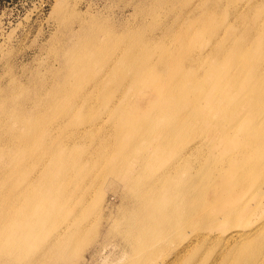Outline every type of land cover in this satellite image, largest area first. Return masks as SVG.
<instances>
[{
    "label": "rangeland",
    "instance_id": "obj_1",
    "mask_svg": "<svg viewBox=\"0 0 264 264\" xmlns=\"http://www.w3.org/2000/svg\"><path fill=\"white\" fill-rule=\"evenodd\" d=\"M183 1L193 2L192 7L184 8L186 10L193 9L198 3V0ZM180 7L179 0H0V85L3 86L0 94L5 99L3 103L0 101V135L9 139L14 134L18 138L17 142L4 146L5 154L0 156V166L6 181L0 187V192L10 187L17 177L24 176L27 169H32L30 175L33 176V181L30 185L33 193L21 196V202L32 204L34 208H31L30 215L39 219L41 213L50 208L46 209L50 204L46 184L52 183L58 175L51 166L59 164L58 161L62 159L65 161V155L84 148L89 151L91 148H99L103 153L110 150L115 152L121 147L133 148L134 154L146 155L151 161L156 158V170L160 173L174 151H167L166 156L158 157L157 145L164 137L177 145L181 143L182 135L167 132L152 137L154 131L161 124H172L175 116L182 121L181 115H192L196 111L206 112L209 120L199 121L200 124L195 129L191 123L190 130L196 134L206 130L208 135L205 139L198 140L194 148L184 154L180 174L185 176L189 173L211 171L225 159L239 155L238 150L242 147L240 144L236 146L238 139L253 132L252 129H247L257 115L250 114L252 100L258 96L264 107V0H221V9L217 11L210 10L209 4L205 2L194 9V16L188 17L182 15ZM236 11L237 17L232 15ZM199 14H203L205 18L196 20L195 16ZM173 22L174 26L165 28ZM82 23L86 25L81 26ZM218 27L227 31L225 37H219L225 41L221 47L225 55L216 51L213 31ZM127 29L136 30L133 38L150 41L142 47L143 50L151 52L145 58V74H142L144 66L137 58L131 62L133 74L126 73L125 66L115 63L124 58L128 44L118 32ZM148 37L153 39L149 40ZM120 39L124 42L120 43ZM65 45H69L72 51L68 53ZM162 52L171 54L167 59L171 70L173 65L182 66L187 71L186 75L194 78V82L187 83L188 86L193 85L189 99L196 105L186 109L188 100L184 99L182 84H179L180 98H173L180 104L179 107L176 110H164L159 121L155 122L152 120L154 106L163 99V93L156 90L157 85L170 84V80L166 78L160 82L153 74L157 71L167 73L169 68L163 65L149 70V67L159 60ZM107 55L115 60L108 67L102 62ZM80 58L85 60L82 61V66L80 64L81 69H88L91 74L108 75L109 84L106 81L105 85L110 96L118 98L124 92L127 99L140 104L134 107L128 101V105H121L119 114L106 115L105 110L109 104L100 101L99 90L90 91L89 86L94 80H89L88 76L82 74H66L65 60L78 61ZM224 68H227L226 72L223 71ZM241 75L244 81L230 86L229 96L210 98L208 92L211 87L219 89ZM11 80H14V84L10 83ZM251 82H254L252 86ZM26 96L38 97L27 104L30 112L33 111L32 115L28 114L23 120L15 121L14 128H8L6 117L25 107L21 100ZM240 98L244 99V103L237 111L232 112L231 105ZM7 99L15 105L6 104ZM53 103L57 105L51 107ZM83 103L86 107H81ZM74 105L81 107V113L90 118L100 111L103 123L81 129L70 137L77 124L66 119V127L57 130L56 123L61 120L60 115L71 106L74 108ZM36 112L40 113L38 117H34ZM226 115L233 120L230 126L227 122L220 121ZM242 116L244 119L240 121ZM223 127L225 128L220 132ZM119 128L123 129L122 134L117 133ZM46 131L52 133L48 138L42 133ZM151 132L153 134L147 138L146 134ZM55 136H61V139H55ZM193 138L198 139L190 134L188 142ZM58 141L61 142L57 143ZM12 142L9 139V143ZM40 145L52 150L36 160L34 156L40 150H45L40 149ZM21 149L27 152L28 157L14 172H9L11 160L20 158L17 152ZM248 154L253 159H259L264 156V148L255 147ZM103 164L110 165L111 161L105 160L99 166L96 165L93 173L97 176L102 174ZM255 167L249 164L250 170H255ZM199 178L190 181L195 183ZM154 181L158 188L142 187L144 190L139 191L135 198L153 201L150 205L152 211L166 204V200L161 197L167 189L164 178L158 177ZM76 185L83 187L87 183L78 181ZM123 186L117 174L112 172L106 174L103 181H96L88 188V208L92 211L90 218L95 222L98 221L100 213L105 216L101 219L99 233H90L80 239L77 254L57 249L48 250L41 241L29 248L31 263L126 264L132 251L130 244L122 237H125L124 232L127 229L121 215L133 210L129 209L132 206L127 205L129 199L133 198L131 191ZM257 196L258 191L244 195L242 204L252 207ZM242 199L232 206L241 204ZM66 203L75 209L79 207L77 199L67 200ZM72 214L73 211H70L66 218ZM110 214L112 220L107 218ZM110 224H113L112 228ZM194 228L196 227L193 223L181 224L178 232L186 236L178 242L169 243L168 247H179L190 232L187 230ZM12 238L7 236L5 242L11 243L9 240ZM159 243L154 242L155 245ZM143 247L144 244L140 246ZM220 248L215 240L199 243L192 250L183 251L182 259L175 264H231L229 251L220 253ZM137 257L136 254L131 259ZM8 258L9 256L3 257L0 264H6ZM158 259L160 258L157 256L150 262Z\"/></svg>",
    "mask_w": 264,
    "mask_h": 264
},
{
    "label": "bare ground",
    "instance_id": "obj_2",
    "mask_svg": "<svg viewBox=\"0 0 264 264\" xmlns=\"http://www.w3.org/2000/svg\"><path fill=\"white\" fill-rule=\"evenodd\" d=\"M180 1V12L182 15L189 16L195 15L194 9L198 8L206 2L209 4V8L212 11L220 10L221 0H198V3L193 9L186 10L185 7H192L193 2ZM155 2V1H154ZM237 17V11L232 14ZM205 18L203 14L195 16L196 20ZM82 23L81 26H85ZM175 25V22L171 25L165 26L169 28ZM136 30L127 29L120 33L126 40V53L121 61L113 60L112 56H105L102 61L109 66L110 62L120 63L126 68V73L133 74L134 70L131 68V62L136 58L142 62L144 69L142 74L146 73L145 58L147 50H143L144 43H148L142 40L133 38V34ZM213 39H216V51L225 55V52L221 49L225 44L222 40L225 37L227 31H223L219 27L214 31ZM152 40L153 37L149 38ZM219 39V40H218ZM120 43L124 40L120 39ZM67 52H71L72 48L69 45H65ZM211 52V51H210ZM126 57V58H125ZM171 57L168 52H162L159 55V60L151 64L149 70H154L157 67L166 65L169 68L167 73L155 72L153 77L160 79V82L168 78L170 84L165 85L160 83L157 85L156 90L163 93L162 101H159L154 106V115L152 120L159 121L161 114L164 110H176L179 107V103L173 98L175 96L180 98L179 84H182V95L184 99L188 100L186 109L191 106H195L192 100L189 99V93L193 85H189L187 81L194 82V78L190 75H186L187 71L182 66L173 65V70L170 69L167 59ZM66 61V74L75 76L82 74L88 76L89 80H94L90 87L91 92L100 91V101L109 104L105 110L106 115L119 114V109L124 103V106L128 105V101L134 107L140 103L131 101L124 96V92L120 97L114 98L110 96L108 87L105 85L107 81L109 84L108 75L100 73L99 75L91 74L88 69H81V66L85 61L80 58L78 61L71 59ZM224 72L227 68H224ZM244 81V77L236 76L234 81L222 85L219 89H215V86L209 90L208 94L211 97L217 96L219 98L227 97L230 95V86H235ZM11 84H14V80H11ZM251 86L254 82L250 83ZM2 85L0 90L2 91ZM38 97L26 96L21 100V103L25 105L24 108L18 109V111L11 113L7 118L8 128H14L15 121L23 120L26 115H32L27 104L33 99ZM5 99L0 94V101L3 103ZM9 103L14 106L13 101L6 100V104ZM244 103V99L240 98L234 102L230 109L231 111H237L238 107ZM57 103H53L51 107H55ZM81 107H86L83 103ZM80 107V108H81ZM256 96L251 102L250 114L255 115L254 122L248 126L247 129H252V134L245 138H239L236 146L242 147L238 150L239 155L225 159L217 167H213L211 171L185 174H180V169L183 164L181 161L184 158V154L192 150L198 140H203L207 137L208 132L204 130L201 134H196L190 130V125L194 126V129L200 124L199 121L204 120L207 122L206 112H195L192 115H181L182 121L178 116L174 117V122L169 125L161 124L155 131V135L158 133L165 134L167 132H175L180 135L181 143L173 145L168 137H164L163 140L157 145V156H166L167 151H174L172 155L166 160L164 169L159 173L156 168L158 165L155 160L151 161L146 155L134 154L133 148H117L115 152L110 150L107 153H103L99 148H91L90 151L84 148L80 151H75L72 154L65 155V161L62 159L58 161L59 164H53L51 168L57 172V177L50 184H46L45 189L50 195V204L46 209H49L41 213L39 219H35L30 215L31 208L34 206L30 203L23 204L21 202V196L31 195L33 188L30 183L33 181V176L30 175L32 169H27V173L24 176H19L12 182L10 187L5 188L0 192V260L5 256H9V260H6V264H33L28 256L29 248H32L42 241V245L46 246L48 250L57 249L70 254L78 253V243L80 239L92 233L96 235L101 231V222L104 216L100 213L98 221L94 222V219L90 218L92 211L89 210L88 204L90 203L88 194L86 191L96 181H103L105 175L115 172L119 181L124 184V189L131 191L133 199H129L127 205L132 211L125 212L121 215L123 218V225L127 229L122 236L127 243L130 244V258L126 261V264H175L182 259L183 251H190L197 244L205 243L207 241L215 240L220 245L219 252L229 251V259L231 264H264V156L259 159H253L248 152L255 147L264 148V107ZM74 105L71 108L61 114V120L56 123V129L65 128L68 123H64L66 119H70L69 122L77 124L74 131L70 133V137H73L81 129H85L89 126H96L103 123V117L100 111H97L95 116L87 117L81 113V109ZM40 113L36 112L34 117H38ZM54 115V113H52ZM128 118V116L126 117ZM229 115L220 118L221 122H227L228 126L233 123ZM243 121L244 116L239 118ZM1 123V122H0ZM225 127L220 129V132ZM122 128L117 130V133L122 134ZM43 135L48 138L51 136V132H42ZM153 133H147L146 137L149 138ZM190 134L198 137V139H192L190 142ZM223 138V137H221ZM9 139H12V143H9ZM0 135V156L5 154V147L18 141L17 135L11 134L10 138ZM25 139H28L25 138ZM55 139H61V136H55ZM58 141L57 143H60ZM56 146H58L56 144ZM40 150L34 159H39L44 153H50L52 148L48 150L44 146H39ZM19 159H12V165L9 168V172H14L16 167L21 166L25 158L28 157L27 152L21 149L17 152ZM29 155H31L29 153ZM32 156V155H31ZM105 160H110V165H102V174L97 176L93 173V168L96 165L102 164ZM99 163V164H98ZM249 164L255 165V170H250ZM164 178L167 189L161 196L166 200V204L161 206L155 211L150 209V205L153 201H141L135 199L139 191L145 186L149 188H158L155 184V178ZM200 177L195 183H191L190 179ZM78 181H86L87 185L80 187L76 185ZM4 172L2 166H0V187L4 185ZM17 186H20L17 189ZM138 189V190H136ZM59 190V191H57ZM255 191H258L259 196L254 200L252 207H247V204L243 203L244 195H249ZM243 197V199H242ZM77 199L79 207L75 209L72 205L66 203L67 200ZM242 199L241 204L232 206L233 203H238ZM45 209V210H46ZM73 211V214L66 218V215ZM206 215V216H204ZM206 217V218H203ZM208 216H212L210 218ZM253 216V217H249ZM112 220L111 214L109 217ZM249 218V219H248ZM102 219V220H101ZM203 219V220H202ZM194 229L187 235L186 240L176 249L169 248L168 245L171 242H178L181 238L185 237L182 232H178V228L182 224H192ZM93 224V225H92ZM92 227L90 228V226ZM113 225V224H112ZM110 224V227L112 228ZM105 231V230H104ZM7 236L13 238L5 242ZM154 242H160L155 245ZM144 244L145 247L140 248ZM183 252V253H182ZM137 254V258L132 260L131 257ZM159 257L157 261L150 262L156 257ZM161 256V257H160ZM192 264H202L194 262Z\"/></svg>",
    "mask_w": 264,
    "mask_h": 264
}]
</instances>
